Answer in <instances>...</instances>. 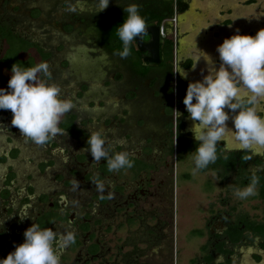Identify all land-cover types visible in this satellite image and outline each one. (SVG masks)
I'll return each mask as SVG.
<instances>
[{"label":"flooded vegetation","instance_id":"1","mask_svg":"<svg viewBox=\"0 0 264 264\" xmlns=\"http://www.w3.org/2000/svg\"><path fill=\"white\" fill-rule=\"evenodd\" d=\"M127 2L137 5L147 32L121 59L114 53L122 42L108 24L121 22ZM173 2L169 18L171 0H109L98 13V0H0V88L7 87L13 63L43 61L48 76L37 75L72 103L57 125L60 134L39 145L21 137L10 112L0 110V258L22 242L32 222L56 232L71 225L74 241L57 250L59 264H172L166 251L176 171L196 144L181 101L187 83L203 75L194 65L206 64L203 51L193 46L191 58L181 48L190 50L185 42L193 35L199 48L218 40L209 32L213 23L186 30L192 0ZM148 9H157L153 17ZM174 109L182 113L178 119ZM92 131L103 135L110 155L126 151L132 167L109 172L103 160L94 163L83 150ZM216 152L215 163L200 170L214 187L202 224L188 230L195 250L183 264H264V148L241 150L225 133ZM250 169L257 194L238 199L233 188L249 183ZM233 201L255 203L250 209ZM22 212L29 219L19 220Z\"/></svg>","mask_w":264,"mask_h":264},{"label":"clouds","instance_id":"2","mask_svg":"<svg viewBox=\"0 0 264 264\" xmlns=\"http://www.w3.org/2000/svg\"><path fill=\"white\" fill-rule=\"evenodd\" d=\"M108 4L109 0H98L97 13L105 10ZM122 11L126 16L115 29V35L122 42V50L114 55L124 59L130 54L129 46L134 38L142 36L147 26L136 4H128ZM239 18L259 17L249 13ZM215 51L218 67H214L203 53L207 57V74L187 83L181 101L188 114L187 119L193 121L190 129L196 142L191 155L193 172L215 163L217 144L226 132L241 150L264 148V116L258 115L252 106L257 98H264V27L254 35L240 34L237 30L216 45ZM8 71L7 87L0 88V110L10 112V124L19 130L21 137L38 145L60 134L57 125L61 116L71 110L72 103L60 98L58 86L37 75L48 76V64L42 61L31 67H22L13 63ZM177 72L182 78L186 77L181 69ZM174 112L176 119L182 115L175 109ZM229 119L231 129L226 126ZM85 145L83 150L92 161L98 164L103 160L109 172L132 167L126 151L109 154L105 139L98 131L89 133ZM249 172V183L243 188H233L238 199L257 194L258 177L255 170L250 169ZM96 187L101 192L104 190L103 183ZM16 216L21 221L29 219L27 212ZM3 231V220H0V233ZM22 236V242L14 244L13 250L0 258V264H59L57 250L74 241L70 224L65 231L56 232L31 222Z\"/></svg>","mask_w":264,"mask_h":264},{"label":"rangeland","instance_id":"3","mask_svg":"<svg viewBox=\"0 0 264 264\" xmlns=\"http://www.w3.org/2000/svg\"><path fill=\"white\" fill-rule=\"evenodd\" d=\"M193 4L196 7L192 9V16L188 19V23L186 21L187 26L185 28L190 34H192V32L196 33V24L198 27L201 26V28H199L200 30L204 31L206 29L205 26L213 23L209 28V32H212V35L218 40L217 42L214 41V43L208 40L206 41L208 44L204 46L207 50L210 48V58L215 55L212 51L215 50L216 45L220 44L224 38H227V36L232 35L233 32L238 30L240 34L254 35L258 29L264 27V0H252L251 3H248V0H192V5ZM199 5L202 6V10L198 14L197 10L201 9L199 8ZM195 12L198 16H196L197 14ZM249 13H252L259 18H239L241 16H246ZM196 17H198V19ZM204 19L206 21H204ZM226 20L229 21V24L223 26ZM192 38L193 39H190L191 42L189 40L185 42L186 45L189 43L190 50L187 49L188 53H182L183 50L181 48V54H186L191 58H195L196 55H193L192 48L193 46L195 47L194 52L201 51L198 47L200 43L194 35ZM200 57L204 60L202 54ZM204 61L207 62L206 59ZM212 63L214 67H218L219 60L217 54ZM195 67L198 68L197 71L203 73V75L207 74V64H203V67H197L195 64ZM263 104L264 98H257L254 107L261 110L264 116ZM230 123L231 119H229V124H226L229 129L232 127V124ZM228 135L230 136L229 133ZM175 181V200L173 206L170 208L173 221L171 237L172 244L171 249H167L166 251V261L171 260L172 264H183L187 257H189L195 250L192 249L194 236L193 234H190L188 230L192 227H200L202 224L203 217L206 214V205L211 199L207 196L211 192V186L213 188L214 184H212L211 181L207 183L205 176L201 171L193 172L191 159H184L183 161L178 162ZM233 202H241L244 208H248L249 205L250 209H252V206L255 203L254 201Z\"/></svg>","mask_w":264,"mask_h":264},{"label":"trees","instance_id":"4","mask_svg":"<svg viewBox=\"0 0 264 264\" xmlns=\"http://www.w3.org/2000/svg\"><path fill=\"white\" fill-rule=\"evenodd\" d=\"M174 0H171V6H170V8H169V11H168V13L166 14L169 18H172L173 17V14H174V11H175V9H174V2H173ZM128 4H135V3H130V2H127V4H125V6L126 5H128ZM124 7V6H123ZM156 10L157 9H155L154 11L152 10H146L145 11V14H147V15H149V17H153L154 16V13L156 12ZM121 15H122V17L119 19L121 22H122V20H123V18H124V16H126V14H124L123 13V11H122V13H121ZM113 22V21H112ZM107 24H104V26H106ZM108 26H111L109 29H108V31L110 30V31H112V32H114V30H115V28L118 26V23L117 24H114V22L113 23H110V24H108ZM116 26V27H115ZM170 47H172V42H170ZM258 115H259V113H257Z\"/></svg>","mask_w":264,"mask_h":264},{"label":"bare ground","instance_id":"5","mask_svg":"<svg viewBox=\"0 0 264 264\" xmlns=\"http://www.w3.org/2000/svg\"><path fill=\"white\" fill-rule=\"evenodd\" d=\"M205 7H206V5H205ZM203 11H204V10H203ZM206 36H207V35H206ZM208 37H209V36H208ZM201 43H202V42H201ZM202 44H203V43H202ZM202 44H201V45H202ZM206 44H208V43H206ZM206 44H205V45H206ZM201 45H200L199 50L203 51V53L209 57V49L207 50V49L204 47L205 45H204V46H201ZM203 53L201 52V54L204 56ZM204 57H206V56H204Z\"/></svg>","mask_w":264,"mask_h":264},{"label":"water","instance_id":"6","mask_svg":"<svg viewBox=\"0 0 264 264\" xmlns=\"http://www.w3.org/2000/svg\"><path fill=\"white\" fill-rule=\"evenodd\" d=\"M145 32H147V31H145ZM154 46L156 47V44H157V40H154ZM155 54V56H156V52L154 53Z\"/></svg>","mask_w":264,"mask_h":264},{"label":"crops","instance_id":"7","mask_svg":"<svg viewBox=\"0 0 264 264\" xmlns=\"http://www.w3.org/2000/svg\"><path fill=\"white\" fill-rule=\"evenodd\" d=\"M212 58V59H211ZM210 60L213 62L214 57H211ZM205 60V59H204Z\"/></svg>","mask_w":264,"mask_h":264}]
</instances>
